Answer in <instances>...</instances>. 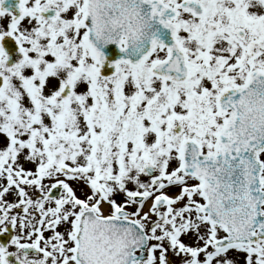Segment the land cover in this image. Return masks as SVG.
Instances as JSON below:
<instances>
[{"label":"snow or ice","instance_id":"obj_1","mask_svg":"<svg viewBox=\"0 0 264 264\" xmlns=\"http://www.w3.org/2000/svg\"><path fill=\"white\" fill-rule=\"evenodd\" d=\"M0 264H264V0H0Z\"/></svg>","mask_w":264,"mask_h":264}]
</instances>
